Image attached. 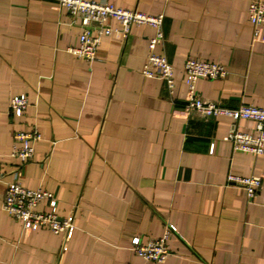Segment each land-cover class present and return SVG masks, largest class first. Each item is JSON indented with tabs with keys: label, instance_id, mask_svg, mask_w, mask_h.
I'll use <instances>...</instances> for the list:
<instances>
[{
	"label": "crops",
	"instance_id": "0c3cea01",
	"mask_svg": "<svg viewBox=\"0 0 264 264\" xmlns=\"http://www.w3.org/2000/svg\"><path fill=\"white\" fill-rule=\"evenodd\" d=\"M103 1L163 14L154 52L172 65L174 87L141 72L150 28L103 39L89 62L68 51L82 29L56 0H0V264H264V154L234 150L228 117L184 108L187 58L227 70L196 81L201 99L264 107V27L251 26L249 0ZM16 95L28 99L20 117L8 110ZM33 125L41 139L20 166L13 136ZM228 174L258 176L261 186L248 199ZM14 180L50 191L58 215L73 216L67 241L23 229L2 209ZM168 225L165 261L131 251L132 237L155 239Z\"/></svg>",
	"mask_w": 264,
	"mask_h": 264
},
{
	"label": "built area",
	"instance_id": "2783aa9c",
	"mask_svg": "<svg viewBox=\"0 0 264 264\" xmlns=\"http://www.w3.org/2000/svg\"><path fill=\"white\" fill-rule=\"evenodd\" d=\"M60 8L66 10L70 25L79 26L82 31L78 35V44L69 47L68 51L89 62L96 60L97 49L103 39L114 38L125 40L133 26H146L153 31V36L147 40L148 54L141 72L145 77L163 80L168 91L174 87L173 67L165 56L154 52L157 44L163 42L162 13L148 14L136 10L115 7L103 0H56ZM246 14L251 26L256 30L264 27V1L249 0ZM115 23L113 25L112 23ZM187 96L186 112H196L204 118L225 116L231 120L230 130L225 137L230 141L234 150L250 153L255 156L264 154V107L241 104L236 108H227L212 101L201 99L196 91L198 79H219L227 75V70L218 63L205 60L187 58L183 64ZM28 106L25 95L12 96L9 99L8 110L13 117L22 116ZM239 122H251L252 129L241 131ZM41 139L37 126L18 131L13 136V146L10 156L17 159L20 166L30 161L34 154V145ZM212 152L213 145L210 146ZM1 168V161H0ZM20 175V173H18ZM2 172L0 170V178ZM228 185H232L245 192L248 199L253 198L261 186L258 176L242 177L228 174ZM46 205V210H39V206ZM2 209L13 219L20 221L23 229H44L58 235L62 241H67L75 230L72 215L61 217L57 213V199L44 189H30L20 181L14 180L6 184ZM175 227L168 225L162 236L141 241L138 236L130 239V249L142 259L162 263L169 255L166 242ZM244 264V263H237Z\"/></svg>",
	"mask_w": 264,
	"mask_h": 264
}]
</instances>
